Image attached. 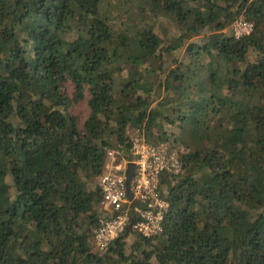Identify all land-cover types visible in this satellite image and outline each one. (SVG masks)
Listing matches in <instances>:
<instances>
[{"label":"trees","instance_id":"obj_1","mask_svg":"<svg viewBox=\"0 0 264 264\" xmlns=\"http://www.w3.org/2000/svg\"><path fill=\"white\" fill-rule=\"evenodd\" d=\"M133 6L0 0V264H264V0ZM128 126L182 146L183 171L162 177V232L101 254L97 178Z\"/></svg>","mask_w":264,"mask_h":264},{"label":"built area","instance_id":"obj_2","mask_svg":"<svg viewBox=\"0 0 264 264\" xmlns=\"http://www.w3.org/2000/svg\"><path fill=\"white\" fill-rule=\"evenodd\" d=\"M232 33L240 38L254 30V22L247 15H240L231 25ZM131 144L129 151L119 158L109 149L104 170L97 178L102 190L101 208L104 216L95 229L97 250L105 254L111 242L132 225L146 236L162 232L163 219L169 203L164 198L162 177L179 174L183 163L179 152L166 140L151 142L141 130L128 126L126 132ZM131 163L135 164L131 179L132 198L127 188V171Z\"/></svg>","mask_w":264,"mask_h":264},{"label":"rangeland","instance_id":"obj_3","mask_svg":"<svg viewBox=\"0 0 264 264\" xmlns=\"http://www.w3.org/2000/svg\"><path fill=\"white\" fill-rule=\"evenodd\" d=\"M119 4H122L123 5V10H133L135 9L134 6H133V1L134 0H117ZM132 17H134V19H138L140 16V13L137 11H135L134 13H132ZM136 19V21H137ZM150 24H152V26L154 27L155 31L158 32L161 37L164 39V42L167 41V39H165V33L163 31V25H162V21L160 18H151L149 20ZM170 28V27H169ZM228 32L232 33L231 31V28H229L227 30ZM65 92L69 95V96H73V93H74V84L71 80H69L66 84H65ZM71 112L77 116L78 118V122H79V125L82 127L83 124H84V121L85 119L87 118L89 112H90V107L88 105V102L87 100H83L79 103H74L72 104L71 108H70ZM168 130L169 131H172V132H178L179 131V128L177 126H169L168 127ZM132 134V131H129V133H127L128 136H131ZM167 142L172 146V148L174 150H176L177 152H179V154L181 155L182 154V151H183V147L180 146L179 144L173 142L172 140H167ZM112 150L116 153V155L121 158V155L125 153V151L121 150V149H115V148H112ZM128 241L129 242H132L133 241V236H129L128 237Z\"/></svg>","mask_w":264,"mask_h":264},{"label":"water","instance_id":"obj_4","mask_svg":"<svg viewBox=\"0 0 264 264\" xmlns=\"http://www.w3.org/2000/svg\"><path fill=\"white\" fill-rule=\"evenodd\" d=\"M134 168H135V164L131 163L129 165V168H128V171H127V188H128V194H129L130 198H132V196H133L132 191H131V179L133 177ZM135 221H136V219L133 218L131 224L129 225L130 229H132V225L134 224Z\"/></svg>","mask_w":264,"mask_h":264}]
</instances>
